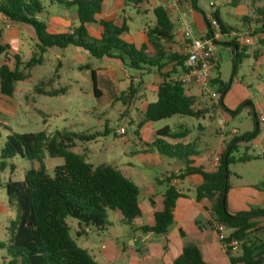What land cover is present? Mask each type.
Here are the masks:
<instances>
[{
  "label": "trees",
  "instance_id": "obj_1",
  "mask_svg": "<svg viewBox=\"0 0 264 264\" xmlns=\"http://www.w3.org/2000/svg\"><path fill=\"white\" fill-rule=\"evenodd\" d=\"M104 0H50L65 7H76L79 25L69 32L53 33L48 30L47 22L39 19L45 11L44 0H0V13L14 23H24L34 28L39 43L32 57L21 62L19 55H14L15 67L12 69L7 62L0 65V92L12 97L15 83L30 82V70L43 63L44 54L51 47L66 48L75 46L87 51L97 58L110 57L121 61L125 67L136 71L151 70L158 72L170 64H174L177 72L183 68L186 54L172 51L165 47L164 42L175 38V23L164 5L154 8L156 24L148 28L149 44L154 52H149L146 46L137 47L123 38L128 31V25L119 26L112 20L98 18L102 13ZM138 5L143 0H126ZM239 0H233L236 6ZM255 6L254 14L245 15L242 21L255 24L252 29L257 35H264V0ZM195 8L196 1L193 0ZM219 22L222 35L229 34L232 27L226 25L220 14H213ZM208 27L207 34L213 32L209 19L205 16ZM100 28L99 37H93L88 32L89 25ZM254 34V35H255ZM229 44L238 45L235 41ZM9 46L0 42V55L8 58ZM239 56V52L237 56ZM90 68L89 65L84 66ZM237 66H235L236 70ZM164 77L169 72L162 73ZM91 77L96 89V72L91 69ZM54 77L49 80L53 82ZM214 85L220 83L221 91L228 86L219 79L213 80ZM46 82L39 83L35 90L51 96H57L66 90H45ZM137 89L131 84L122 92L124 103L130 102L136 95ZM158 98L150 102L145 111V120L159 121L175 115L204 117L206 109L196 108V99L189 94L188 88L180 83L166 82L158 86ZM98 96V94H97ZM219 108L227 110L221 99ZM108 130L106 129L105 132ZM158 134L173 140L167 142L157 139L150 147L168 158L184 160L186 168L179 177L200 174L203 183L197 187V199L209 198L213 202L212 215L215 222L224 223L229 230V239H237L241 243V254L233 255L232 248L227 254L232 264H261L264 263V209H251L233 214L227 206V194L230 189L229 165L237 162L231 157L237 140L232 142L220 159L216 171L208 172L203 167L192 166L190 156L195 155V146L190 142H182L188 135V130L171 132L169 127L158 131ZM101 136L99 131L94 133H76L72 131H56L47 134L37 133L9 135L1 150L0 168L3 170L9 159L15 156L29 160L42 161L46 153L52 157H61L64 163L54 167L51 175L44 164L27 171L23 180L8 181L1 184L8 197L10 207L16 213V219L11 221L10 238L5 249L9 264H99L84 248L80 247L70 234L67 223L68 217L78 220L79 227L104 230L109 225L108 212L120 211L121 223L132 226L133 222L142 215L139 204L140 189L120 169L110 164L94 166L86 160L83 154L73 149L78 141H92ZM250 158H242L248 161ZM168 175V173H165ZM175 175L166 177L167 189L163 195L162 206L155 211L153 226H144V231L155 234H166L174 220L176 202L182 194L171 184ZM152 203L153 200H152ZM169 264H210L205 261L200 248L190 243L184 246L181 254Z\"/></svg>",
  "mask_w": 264,
  "mask_h": 264
},
{
  "label": "rangeland",
  "instance_id": "obj_2",
  "mask_svg": "<svg viewBox=\"0 0 264 264\" xmlns=\"http://www.w3.org/2000/svg\"><path fill=\"white\" fill-rule=\"evenodd\" d=\"M149 1L152 0H143L142 6L148 7L146 4ZM153 1L162 4V0ZM195 1L197 12L203 22L205 16L211 22L210 14L217 11L222 21L233 29L228 35L221 34L220 39L216 41L218 63L212 71V77L228 86L227 90L222 92L220 83H216L209 89L199 86L188 88L189 94L196 99L195 107L208 110L204 117L175 115L159 121H147L145 112L141 108V101L145 99L143 96L127 103L123 100H115L112 103L114 93L119 89L115 91L109 87L103 88L106 97L96 96L91 69L106 65L113 66L122 81L119 84L122 89L130 85L131 77L132 81L135 78L134 86L137 91L141 94L146 93L147 101L152 102L158 98V95L150 90V86L156 82L157 70L155 68L136 71L125 67L126 72H124L117 62L93 57L84 51L81 57L65 52L63 58L52 50L44 54L42 64L36 65L29 71L32 76L31 81L15 83L12 98L5 99L8 105L0 106V162L1 150L9 135L40 131L52 134L58 130L76 133L99 131L101 136L96 140L78 141L77 147L73 150L85 155L86 160L94 166L110 164L120 169H127L131 165L141 170L146 166H152L153 172H157L159 157L143 156L142 150H151L150 147L157 139L173 142L170 138L158 134L160 129L169 127L171 132L188 130V139L184 142L193 143L196 150L199 147L202 150L207 147L218 150L225 139V148L221 149L224 153L232 142L237 140L236 147L231 152V157L237 162L229 165V184L230 186H254L262 192L264 186V122L259 118L264 113V35L253 33L252 29L255 28V24L249 25L242 21L243 16L253 15L255 6L262 2L239 0L234 6L233 0H215V6L211 7L212 0ZM188 3L193 4V0H188ZM44 6L54 14H62L59 5L50 6V0H44ZM151 8L149 9L150 14L143 16L138 13L134 5L127 7L128 17L133 18L130 20L131 31L141 29L155 20L154 9ZM191 21L193 22L192 19ZM250 26L252 29H249ZM222 37L226 41H235L238 45L229 44V42L221 43ZM23 44L24 49L20 60L24 63L32 57L37 50V45L27 33L24 35ZM168 47L175 48L173 45H168ZM238 52L239 56L236 57ZM80 63H90L91 68H80ZM235 66H237L236 70ZM138 74L141 76L138 77ZM53 77V82L45 88L47 90L66 88L65 93L51 96L35 90L39 83ZM210 89L218 94L214 100L209 95ZM221 99L227 109L224 111L232 116L230 119L226 120L225 114L217 113L219 106L216 101L220 102ZM256 118L259 127H257ZM121 126L127 130L124 138L116 134ZM105 127H108L107 133H104ZM234 129L237 130L236 133L233 132ZM248 156L251 157L250 161H241L242 158ZM62 163H64L63 158H52L47 153L42 161L29 160L17 155L7 161L3 170L0 168V183L23 180L29 169L38 168L42 164L52 175L54 167ZM4 196L5 191L0 187V197L3 199ZM252 209H264V204L262 207ZM9 212L11 213L8 215L0 214V243L3 244H6L10 237V216L13 220L16 219V213L12 208ZM115 212H108L109 221L115 222ZM66 221L70 227L71 236L76 240L79 230L78 220L68 217ZM92 230L96 231L95 228ZM0 264H9L6 251L1 248Z\"/></svg>",
  "mask_w": 264,
  "mask_h": 264
},
{
  "label": "crops",
  "instance_id": "obj_3",
  "mask_svg": "<svg viewBox=\"0 0 264 264\" xmlns=\"http://www.w3.org/2000/svg\"><path fill=\"white\" fill-rule=\"evenodd\" d=\"M187 3L188 0H162V4H160L152 0L147 2L146 5L149 7L148 8L143 7L142 2L138 5H134L126 0H104L102 13L98 18L112 20L119 26L126 23L128 25V31L123 34V38L130 43H134L137 47L146 46L149 52H154L153 46L149 44L147 30L155 26L156 19L147 23L141 29L131 31L130 20L133 18L128 17L127 7L129 5H134L139 14L148 16L151 11H149L150 7L154 9L158 5H164L174 21V17L186 7ZM54 4L61 7L62 14H54L49 9L47 10L45 8L44 13L39 16V19L47 22L50 32H69L79 25L76 7H65L57 2H50V6ZM190 18L193 20V26L195 27V33L197 35H204L207 33L208 27L206 21H202L197 12V8L190 14ZM8 22H10L9 27L6 26ZM175 26L174 40L171 42H164V45H167L165 47L172 51L186 54L188 48L187 44L183 40L176 23ZM87 29L91 36L99 37L100 28L97 25H89ZM26 33L36 41V45L39 43L36 32L32 26L24 23H14L4 14L0 13V42L9 46L8 58H6L4 54L0 55V65L7 62L12 69L15 67V64H13V60H15L13 56L21 55L24 49L23 38ZM224 42H230V40L226 41L222 37L221 43ZM168 45H173L175 48L171 49ZM52 50L56 51L63 58L65 57V52L68 54L70 53L72 56L78 55L80 57L83 55L82 51L88 53L75 46H68L63 49L59 47H51L48 49V51ZM103 59L117 62L122 66L124 72H126V68L120 60L110 57H103ZM87 65L91 68L90 63H80L79 67L83 68ZM94 70L97 76L96 89L93 84L96 96L98 94V97H106L103 88L109 87L113 88L115 91L119 89L118 92L114 93V98L111 100L112 103H114L115 100H122V92L127 90L131 84L134 86L136 80L134 78V81H132L131 77L130 85H126L128 87L122 89L121 85H119L122 81L117 76L113 66L106 65ZM173 70L174 64H170L164 67L161 72L156 71V82L150 86V90H152L154 94H157L158 86L164 81L165 77L162 73L169 72L172 74ZM177 72H180V69ZM137 76L139 77L141 75L138 74ZM49 80L45 81L46 85H49ZM45 90L47 89L45 88ZM142 96L145 99L141 101V108L145 112L147 105L150 103L147 101L146 93L141 94L136 91V95L133 99ZM9 98L12 97L4 96L0 92V106L6 107ZM219 112L226 115V120L232 117L221 108H218L217 113ZM262 115H264V113ZM259 120L263 121L261 118H259ZM256 124L257 127H259L257 118ZM106 129L108 130V127H105L104 133L108 132H105ZM187 139L188 135L181 141L184 142V140L186 141ZM224 141L225 139L222 141L218 150L212 149V147H207L204 150L199 147L197 150H194L195 155L189 157L191 165L203 167V169L208 172L216 171L219 166L216 162V158L223 154L224 150L221 149L225 148ZM142 151L144 152L143 156L151 155L153 157H159L160 163L157 172H153L152 166H146L143 170L137 169L131 165L127 169H120L115 166L139 187V204L142 215L133 222L132 226L121 223L123 216L120 211H116L115 222L109 221V225H107L104 230H92L91 233H85L84 230H81L79 227L77 239L75 240L77 244L86 249L99 264H169L181 254L184 246L190 243H194L200 248L206 262L210 264H232L226 249L219 239L218 232L215 229V220L211 212L213 207L212 200L206 197L200 200L197 199V187L203 183V177L200 174H192L181 178L179 176H181L186 168L184 160L168 158L153 149ZM138 157H140V155H138ZM248 161H250V159ZM165 173H168V175H165ZM172 173L175 175V178L172 179L171 184L176 186L182 194L176 202L173 223L166 234L153 233L147 242H140L137 240V237L144 233L143 227L153 226L155 223V211L161 208L163 195L167 189L166 177ZM4 183H0V187L5 191L3 199L0 197V214L4 213L8 215L11 213L9 212L11 207L9 205L6 190L1 185ZM248 186L249 185H231L227 194V206L231 213L236 214L241 211H249L254 207H262L264 204V186L262 192L254 186ZM152 200L154 203H152ZM12 220L10 216V222ZM261 224L264 225V219H262ZM1 244L2 243H0V248L5 250L2 248ZM232 254L236 256L241 254V246L232 248Z\"/></svg>",
  "mask_w": 264,
  "mask_h": 264
},
{
  "label": "built area",
  "instance_id": "obj_4",
  "mask_svg": "<svg viewBox=\"0 0 264 264\" xmlns=\"http://www.w3.org/2000/svg\"><path fill=\"white\" fill-rule=\"evenodd\" d=\"M211 7L215 6V0L210 2ZM195 10L192 3H187L186 7L181 10L175 17L174 23L177 24V28L187 44L186 60L183 68L180 72H174L164 78L166 82L180 83L186 88L191 86H199L204 89H209L214 86L212 71L217 67L218 58L216 52V41L220 39L221 32L219 22L214 18L213 11L210 14V24L213 32L210 34H204L197 36L195 34V27L190 19V14ZM7 27L10 26V22L7 23ZM210 97L214 100L218 94L214 90L209 91ZM218 104V102L216 101ZM261 120L264 121V115L260 116ZM237 132L236 129L233 130ZM127 130L124 126H121L116 134L121 138L126 135ZM221 156H217L216 162L220 163ZM215 229L218 232L219 239L221 240L223 247L227 250L228 248H238L241 243L237 239H229V230L224 223L215 222ZM83 230L85 233H91L92 229L88 226H84ZM152 231H144L137 240L140 242H147L152 234Z\"/></svg>",
  "mask_w": 264,
  "mask_h": 264
}]
</instances>
